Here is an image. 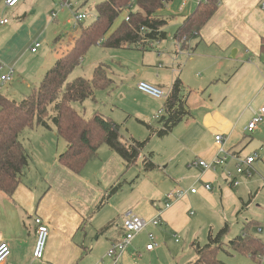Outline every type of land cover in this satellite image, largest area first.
<instances>
[{
	"label": "crops",
	"instance_id": "0c3cea01",
	"mask_svg": "<svg viewBox=\"0 0 264 264\" xmlns=\"http://www.w3.org/2000/svg\"><path fill=\"white\" fill-rule=\"evenodd\" d=\"M200 1L172 0L157 12V16L167 20V23L176 19L178 29ZM37 3L38 0L29 7ZM44 12L48 13L47 10ZM44 12L40 14L43 19ZM53 14L56 16L53 17ZM47 15L52 21L57 20L55 12ZM15 33H19L18 28L6 36L0 63H19V58H15L11 51ZM174 34L172 51L157 52L155 73L144 67L137 78L133 77L129 82L130 92L139 96H134L131 103L136 104L141 98L152 104L147 117L160 111V106L156 109L158 99L137 89L139 82H147L166 94L176 78L185 86L189 115L166 136L150 137L161 140L160 149L155 152L160 161L153 162L156 170L142 176L136 174V170L129 172L124 182L132 179L125 184L124 194L118 193L119 189L96 210L109 186L118 183L126 171L121 158L103 144L96 158L89 161L80 174H75L58 162V156L66 150L67 144L58 138L54 125L49 123V128L33 126L29 129L33 132V145L26 153L29 162L22 180L11 197L0 192V242H6L10 247V255L3 264H74L78 251L72 242L78 231L87 229L86 233L96 235V239L103 235L109 242V249L122 237L121 223L127 212L144 219L147 225L121 256L120 264H138L137 259L140 258L153 261L165 245L178 244L182 235L192 239L189 246L193 254L182 264H194L197 259L194 246H200L193 241L197 228L206 225L208 233L212 234L211 225L216 220L219 224L223 223V227L228 226L225 222L227 217H236L248 208L252 198H255L249 176L263 167L261 162H257L261 158L257 157L246 168V173L237 174L234 168L240 160L243 161L241 152L245 147V133L253 132L246 131V125L264 107V52L260 51L261 39L264 38V0H221L200 33L187 42L188 49H181L174 40ZM74 39L57 47L53 63L38 71L36 87L58 58L71 47ZM39 47L32 53L36 54ZM161 59L166 61L164 67L159 62ZM110 81L113 83L112 79ZM124 98L125 94L120 93L122 101L111 104L113 110L109 116L101 113L111 119L119 132L122 129L115 117L120 112L123 115L131 113L129 101L124 102ZM136 107L142 110L141 105ZM141 123L144 125L145 122ZM255 131L262 132L258 128ZM216 135L222 136L226 163L214 169H204L198 161L211 163L222 146L216 142ZM152 153L147 155L152 158ZM141 158L142 154L138 163ZM205 184H209L211 189H204ZM192 188L195 193L190 192ZM173 191H182L183 195L165 207L166 196ZM193 209L197 212L195 216ZM96 211H100L98 215ZM33 214L48 228L41 259L33 257L36 241ZM26 218H31L29 226ZM154 219L159 220L156 226L151 223ZM108 224L112 225L102 231ZM258 231L263 233L264 242V224L258 227ZM149 233L153 234L157 244L152 251L145 250ZM180 252L175 248L172 254L177 256ZM227 254L232 256L230 252ZM248 258L256 264H264V256L260 263Z\"/></svg>",
	"mask_w": 264,
	"mask_h": 264
},
{
	"label": "trees",
	"instance_id": "16d2710c",
	"mask_svg": "<svg viewBox=\"0 0 264 264\" xmlns=\"http://www.w3.org/2000/svg\"><path fill=\"white\" fill-rule=\"evenodd\" d=\"M172 0H102L95 5L96 19L74 39L71 47L58 58L46 72L39 85L20 102L10 99L0 92V192L11 197L19 186L28 167L29 157L24 150L20 135L33 126L55 127L58 138L66 142V150L58 156V162L71 172L80 174L86 164L95 159L101 145L105 144L116 153L125 169L136 166L147 140L133 138L125 140L111 119L99 112L85 118L72 104L93 99L94 91L105 89L110 84L106 70L99 65L94 69L92 79L78 77L68 82V74L80 63L87 50L98 44L106 36L115 20L124 11H129L127 19L105 40L107 48H121L132 45L145 49L167 38V20L157 16V12ZM221 0H201L195 11L187 17L174 34V40L181 49H188L187 42L196 37L219 7ZM134 7V11L131 8ZM260 51L264 52V38ZM185 86L176 78L163 104V115L157 120L158 127L145 124L149 136H164L189 115L186 107ZM54 113V114H53ZM143 124V123H142ZM143 171L156 168L151 156L141 158ZM114 183L106 190V195L96 206L100 209L109 196L120 188ZM112 224L105 226L106 231ZM250 223L242 234L227 243L222 241L228 233L226 225L213 237L210 233L204 246L195 244L197 256L194 264H223L217 253L227 247L228 251L248 256L260 263L264 256V242L249 233Z\"/></svg>",
	"mask_w": 264,
	"mask_h": 264
},
{
	"label": "rangeland",
	"instance_id": "374dc122",
	"mask_svg": "<svg viewBox=\"0 0 264 264\" xmlns=\"http://www.w3.org/2000/svg\"><path fill=\"white\" fill-rule=\"evenodd\" d=\"M34 1L36 0H21L15 7L4 9V0H0V17L8 20L6 25H0V52H4L2 48L3 42L6 36L9 35V32L17 28L19 31L18 34L15 33L16 35L11 43V51L14 56H16L15 58H19V63H17V65L15 62L0 63L4 68H12L14 70L13 80L0 87V92L8 95L12 100L17 102H20L36 88L35 83L38 71L42 69V67H49L53 63L56 58L55 50L57 47L61 43L63 44L72 38H76L83 27H86L96 19L95 3L101 0H69L72 6L71 10L61 6L59 0H38L37 4L29 7ZM46 10L49 14L52 11L55 12L57 14V20L52 21L47 15L48 13L44 12ZM76 11L85 14L86 19L81 23L79 28L73 29L72 25L68 23V20H73V14ZM131 11H134V7L131 8ZM43 12L45 19H43L42 16L40 17V14ZM128 13L129 11L122 12L107 32L104 39L87 50L80 63L68 74L67 81H73L78 77L90 80L92 79L94 69L101 65L106 70L108 78L112 79L113 83L110 81V84L105 89L95 90L93 99H86L81 103L74 102L72 104L73 108L85 118L92 117L95 112L109 116V114H112L111 111L113 110L111 104L115 101L121 102L120 93H124V102L128 103L129 101L128 106L131 113H129L130 115H123L120 112L117 114L118 117H115L117 124H119L122 129L120 133L123 134L124 137L131 136L138 140H147L142 151V158L153 151L152 160L156 162L160 161V158L155 152L160 149L161 140H158L157 137L151 139L148 130L141 122L156 126L157 121L154 117L158 111H156L153 116L147 117L152 110V104L150 102L138 98V103H131L130 100H133L134 96L137 97L138 95H134L133 91L130 92L129 87L131 84L129 82L133 77L137 78L141 70H144V67H148L146 70L151 71L152 74L155 73V67L158 66L157 62L154 63L157 58V52L166 53L172 51L174 43L173 34L177 29L178 22H176V19L169 20L165 27L167 38L160 42H154L153 45L146 46L145 49H141V47L135 45H132L131 48H127V46L121 48L105 47V40L127 19ZM35 43H40L41 46L37 49V53L33 54L30 49ZM159 62H161L160 64L163 67L166 64V61L163 59ZM164 93L166 94V92ZM164 100L165 98L158 99L156 109L160 106L159 110L163 111ZM136 105H141L142 110L137 109ZM50 124H52V122H50ZM259 126L257 128L262 131L261 134L259 131H253L254 133L252 132V134L245 133V147L241 152L242 160H245L249 153H251L250 156L256 154L257 157L262 160L260 161L257 159V162H261L263 167L249 176V178L252 179L251 188H254L253 195L255 198H252L248 208L244 209L240 215L232 218L227 217L225 219L229 229L228 233L223 237L224 243L242 234L243 229L248 223H250V235L260 238L261 240L263 238V233L258 231V227L264 224V119ZM49 132L51 131L47 133ZM32 134L33 132L31 133V130L26 129L20 135L26 153H29V147L33 145ZM259 134V137L255 136ZM147 157H149V155H147ZM134 170H136V174H140V176H142V174H148L149 172L143 171L142 160H140L138 166H133L123 172L122 177L118 181V183L121 184L118 193L124 194L122 190L126 186L125 184L132 179L130 178L125 183L124 180L127 178L126 175ZM234 170H236V168H234ZM99 212L100 211H98L96 215H98ZM192 214L193 216L197 215L195 209H193ZM31 218L37 228L35 220L40 218L35 214H33ZM31 218H26L27 226L30 225ZM222 224L223 223H217L216 220L213 225H211V228H213V237L217 236L219 233L218 230L223 227ZM208 230L209 228L206 225L198 227L193 241L195 240L200 246L206 245L209 241ZM32 232L33 230H31V233ZM86 232H88L87 229H85V231L80 230L73 238L72 243L77 247L78 251V256L74 264H112V259L106 256L109 242L105 240V237L99 235L98 239H96V235H90ZM178 240V244H175V242L172 246L165 245L160 254L153 261L140 258L139 260L137 259L138 264H182L193 255L189 246V241L192 239H188L186 236L182 235L179 236ZM175 248L181 251L177 256L172 254ZM228 252L232 254L231 257L228 256ZM217 259L223 264H256L251 262L247 256L228 251L225 245L224 248L217 253ZM117 264H120V259Z\"/></svg>",
	"mask_w": 264,
	"mask_h": 264
},
{
	"label": "built area",
	"instance_id": "2783aa9c",
	"mask_svg": "<svg viewBox=\"0 0 264 264\" xmlns=\"http://www.w3.org/2000/svg\"><path fill=\"white\" fill-rule=\"evenodd\" d=\"M21 0H4V9L7 8H13L15 7ZM60 5L71 9V3L69 0H59ZM186 1V0H184ZM56 15L53 14V17ZM86 19V15L83 13L75 12L73 14V20L69 21V24L72 25L73 29H77L80 27L81 23ZM7 19H2L0 17V25L7 24ZM40 43H35L34 47L31 49V52H35L36 48L39 47ZM14 70L12 68H4L2 65H0V87H2L5 84L10 83L13 80V72ZM137 89L147 94L155 99H162L166 98L167 94H165L160 88L155 87L147 82L141 81L137 84ZM163 115V111L160 110L155 115V120L157 121L160 116ZM264 119V107L260 108L257 113L251 118V120L246 125V131L252 132L254 131L262 122ZM215 140L217 143H220L222 145V136L216 135ZM226 151L223 148V145L221 146L219 150L218 156L214 158V160L211 163H206L204 161L199 160L198 165L204 169H214L216 166H220L226 163L227 157H226ZM257 159V155L247 157L245 160L238 162L239 164L236 167V173L241 174L245 173L246 168L248 166H251V164ZM204 189L210 190L211 186L209 184L204 185ZM191 193H195L196 190L194 188L190 189ZM183 195L182 191H173L169 193L167 197V202L165 203V207H169L171 203L175 200L180 198ZM35 223L37 224L36 228V241L33 249V257L35 259H41L44 255V249L45 244L48 236V228L47 226L42 223L40 219H36ZM153 225H158L159 220L154 219L151 221ZM147 222L140 218L139 216L133 214L132 212H127L124 214L122 223H121V229H122V237L119 241L113 243L110 248L108 249L106 256L110 259H112V264H117L118 260L121 258V256L126 252V250L132 245V242L134 241L135 237L146 227ZM148 240L149 243L145 245L146 251H152L155 249L157 244L154 241L153 234H148ZM10 255V247L6 242H0V264H3L6 259Z\"/></svg>",
	"mask_w": 264,
	"mask_h": 264
}]
</instances>
